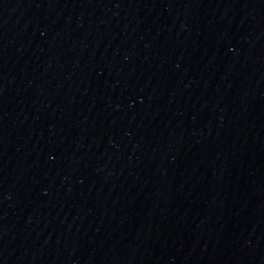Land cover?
<instances>
[{
    "label": "water",
    "instance_id": "95a60500",
    "mask_svg": "<svg viewBox=\"0 0 264 264\" xmlns=\"http://www.w3.org/2000/svg\"><path fill=\"white\" fill-rule=\"evenodd\" d=\"M0 264H264V0H194L1 106Z\"/></svg>",
    "mask_w": 264,
    "mask_h": 264
}]
</instances>
